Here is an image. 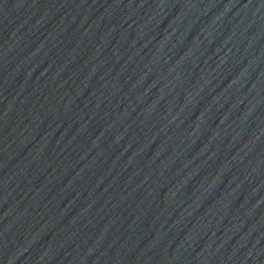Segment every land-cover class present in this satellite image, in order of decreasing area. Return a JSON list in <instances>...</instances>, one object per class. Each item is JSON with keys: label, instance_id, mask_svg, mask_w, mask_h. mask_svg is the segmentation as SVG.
<instances>
[{"label": "water", "instance_id": "95a60500", "mask_svg": "<svg viewBox=\"0 0 264 264\" xmlns=\"http://www.w3.org/2000/svg\"><path fill=\"white\" fill-rule=\"evenodd\" d=\"M108 264H264V0H121Z\"/></svg>", "mask_w": 264, "mask_h": 264}]
</instances>
